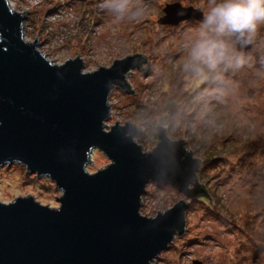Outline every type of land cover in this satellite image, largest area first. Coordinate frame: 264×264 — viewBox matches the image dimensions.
<instances>
[{
  "label": "rangeland",
  "instance_id": "obj_1",
  "mask_svg": "<svg viewBox=\"0 0 264 264\" xmlns=\"http://www.w3.org/2000/svg\"><path fill=\"white\" fill-rule=\"evenodd\" d=\"M134 2L145 8L139 21L115 20L101 7L103 0H9L13 11L26 16L25 40L37 39L39 51L53 64L79 57L84 72L90 73L130 56L147 58V64L128 74L133 95L117 87L110 93L106 131L117 124L135 125L141 129L135 141L149 153L159 143L156 129H165L172 141H184L187 151L202 162L197 176L209 196L190 201L185 234L154 264H264V28L252 50L245 52L243 66L199 74L185 64L201 20L176 27L160 21L168 5L206 13L208 0ZM172 105L173 114L168 109ZM181 113L188 118L187 127H179L177 120L172 129L169 124ZM162 120L168 122L162 125ZM111 163L95 151L86 169L94 174ZM27 197L59 209L57 199L63 193L21 165L1 168L0 202ZM183 199L170 186L150 183L140 213L156 218Z\"/></svg>",
  "mask_w": 264,
  "mask_h": 264
},
{
  "label": "water",
  "instance_id": "obj_2",
  "mask_svg": "<svg viewBox=\"0 0 264 264\" xmlns=\"http://www.w3.org/2000/svg\"><path fill=\"white\" fill-rule=\"evenodd\" d=\"M164 13L160 25L173 27L204 14L178 3ZM25 22L9 0H0V169L21 165L48 178L63 197L56 198L59 209L33 197L0 202V264H154L185 234L190 201L209 196L197 176L202 162L165 129L149 153L135 141L141 131L135 125L106 131L110 93L117 87L133 95L128 74L147 58L130 56L90 73L79 57L53 64L37 39L25 40ZM95 151L112 163L90 174ZM150 183L170 186L184 199L156 218L143 216Z\"/></svg>",
  "mask_w": 264,
  "mask_h": 264
},
{
  "label": "clouds",
  "instance_id": "obj_3",
  "mask_svg": "<svg viewBox=\"0 0 264 264\" xmlns=\"http://www.w3.org/2000/svg\"><path fill=\"white\" fill-rule=\"evenodd\" d=\"M101 7L115 20L139 21L145 14L134 0H103ZM207 9L191 37L185 68L203 74L243 66V49L264 28V0H208Z\"/></svg>",
  "mask_w": 264,
  "mask_h": 264
},
{
  "label": "trees",
  "instance_id": "obj_4",
  "mask_svg": "<svg viewBox=\"0 0 264 264\" xmlns=\"http://www.w3.org/2000/svg\"><path fill=\"white\" fill-rule=\"evenodd\" d=\"M182 113L181 114H179L178 115V118H176V119H174L172 122H171V124H169V126L170 127H172V129L175 127V123L177 122V120H178V125H179V127L180 126H185V127H187V120H188V118H182ZM160 128V127H159ZM159 128H157L156 129V133H155V137L156 138H159L158 137V133H159ZM176 130H178V127H176ZM189 132H191L190 130H189ZM172 136H174L173 134H171ZM139 142H141L143 145H145V143L143 142V141H141V140H139ZM148 143L150 144V142H149V140H148ZM203 160V159H202ZM204 196V195H203ZM203 196L202 197H200V198H203ZM205 200V199H204ZM197 201V200H196ZM195 201V202H196ZM210 208H211V206H210Z\"/></svg>",
  "mask_w": 264,
  "mask_h": 264
}]
</instances>
